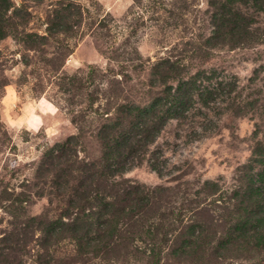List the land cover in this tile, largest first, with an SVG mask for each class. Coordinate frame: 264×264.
Instances as JSON below:
<instances>
[{"label": "rangeland", "instance_id": "obj_1", "mask_svg": "<svg viewBox=\"0 0 264 264\" xmlns=\"http://www.w3.org/2000/svg\"><path fill=\"white\" fill-rule=\"evenodd\" d=\"M253 6L0 0V264H264L242 239L264 230ZM193 93L210 110L135 143L148 106Z\"/></svg>", "mask_w": 264, "mask_h": 264}, {"label": "trees", "instance_id": "obj_2", "mask_svg": "<svg viewBox=\"0 0 264 264\" xmlns=\"http://www.w3.org/2000/svg\"><path fill=\"white\" fill-rule=\"evenodd\" d=\"M251 2H253V7H262L261 6V3H264V0H251ZM3 33H4V28L3 26H0V38L3 37ZM211 89V88H210ZM209 89V90H210ZM206 93H210V91H207ZM204 93V94H206ZM202 94V95H204ZM202 95H198V94H190L189 97L187 98H182L180 95H174L173 94V101L169 102L171 104H174V107L173 108H167V109H164L162 111V108H163V104L161 103H157L155 104V106H148L147 107V111L145 114V119L147 120L146 123L142 124V127H141V138L136 140L135 143L138 145V146H147L148 145V142H144L145 139L147 140H150L152 139V136L156 133V131H163V129L165 128L166 124H167V119L169 117H172L173 115L175 114H172L171 112L173 110L176 111L175 108H181L182 109V112L180 113H184L185 111L188 110V107L191 106V104L189 105V100H191V98L194 97V101L192 102V106L194 107L195 110H198V109H201V110H205V109H208L210 110V106L208 104V102L204 99V97L202 98L201 96ZM196 98V99H195ZM148 111H153V113H150ZM162 111V112H161ZM157 112H161V115L164 116V119L165 121L163 122V118L162 116H158ZM176 114H178L177 112H175ZM182 119V118H181ZM127 145V144H126ZM128 145L131 146V143H129ZM120 151H123L124 150H120ZM264 174V170H263V173ZM264 176V175H263ZM107 204V202H106ZM260 208V207H258ZM107 214L109 215L108 217H106V219L110 220L111 219H114V218H118V214L115 215L114 211H111V210H106ZM258 213V212H256ZM256 215V214H254ZM255 223L252 224V227L250 230L246 231V233H254L252 234L251 236H245L243 237V241L246 242L248 245H250V243L252 244V246H255V247H262L264 249V230L263 232H260L259 229H261L262 227L261 226V223L258 222V218L255 217ZM116 222V221H115Z\"/></svg>", "mask_w": 264, "mask_h": 264}]
</instances>
